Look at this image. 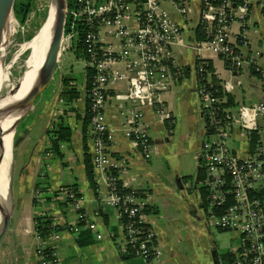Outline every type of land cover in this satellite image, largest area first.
Segmentation results:
<instances>
[{"label": "built area", "instance_id": "1", "mask_svg": "<svg viewBox=\"0 0 264 264\" xmlns=\"http://www.w3.org/2000/svg\"><path fill=\"white\" fill-rule=\"evenodd\" d=\"M199 2L200 21L198 31L194 32L200 31L203 39L190 40L187 29L175 20L166 3L174 6L188 22L193 13L192 0H73L72 6L67 0L61 56L69 50L76 51L81 42L85 69L93 72L87 89L90 113L87 136L92 143L99 199L117 210L123 229V237L118 240L121 252L131 253L145 264L159 260L163 251L156 230L143 219V212L150 205L149 192L122 183L123 165L110 151L113 131L106 111L112 84L128 83L126 90L114 94L118 103H131L122 112L125 116L122 130L144 157L150 159L157 147L145 108L152 107L164 120H171L163 95L184 74L177 60V48L192 49L200 60L206 52H211L235 70L251 64L257 72L264 73L256 58L248 59L243 51L250 44L245 35L247 16L256 4L264 11V0ZM235 21H239L243 30L238 32L237 39L232 29ZM197 70L205 120L198 161L205 173L202 185L207 190V218L211 225L239 234L238 247L232 250L225 264H264V199L259 196L264 180V92L258 103L231 108L227 106L223 87L219 84L222 94L215 88L217 84L210 79L205 62H200ZM236 128L251 144L244 155L231 142ZM255 134L259 137L253 145ZM35 195L41 201L44 193L37 190ZM56 195L66 196L77 210L79 222L84 221L82 198L74 186L62 187ZM51 221L52 230L45 239L37 232L39 264H63L57 250L60 233L55 229L59 220L51 217ZM79 222L72 225L76 233L82 227ZM87 226L98 239L103 237L96 223Z\"/></svg>", "mask_w": 264, "mask_h": 264}, {"label": "crops", "instance_id": "2", "mask_svg": "<svg viewBox=\"0 0 264 264\" xmlns=\"http://www.w3.org/2000/svg\"><path fill=\"white\" fill-rule=\"evenodd\" d=\"M192 3L193 13L188 22L170 3L166 6L175 20L187 29L188 38L200 40L199 32H194L199 27L200 2L192 0ZM232 29L237 39L238 32L243 31L239 21L233 23ZM245 35L250 43L243 49L245 57H255L256 64L264 67V11L258 4L247 16ZM176 56L184 74L163 95L171 120H164L152 107L145 108L146 120L151 123L150 130L157 146L155 157L146 159L141 149L123 133L125 116L122 112L131 103H118L114 94L126 90V81L115 82L110 89L106 111L108 125L113 131L110 151L123 165L122 183L128 188L147 189L151 196L143 219L156 230L157 242L163 251L161 258L153 264H225L232 250L238 247L239 234L234 238L236 245H218L216 239L220 232L215 231L222 229L210 224L207 210L205 212L202 207V203L206 205L201 190L204 171L199 167L198 152L204 137L205 120L198 94L199 57L188 48H177ZM202 58L212 62L226 97L231 99L229 107L262 101L264 73L257 72L253 65L244 64L235 70L221 56L211 52H206ZM64 77L70 78L71 84L81 92L71 105L60 98L61 91L69 88L63 83ZM41 103L38 104L42 108L39 116L46 118L45 133L31 146L33 125H29L22 137L21 191L14 201L9 229L0 243V264H39L38 216L58 218L60 239L57 250L63 264H145L143 259L121 252L118 240L123 237V229L117 210L101 203L97 186L92 184L86 171L85 159L92 150L90 139L85 138L89 126L84 127L89 105L86 71L81 80L67 74L58 78L49 97ZM58 122L67 124L72 131L71 140L60 143L62 157L50 149L49 131ZM231 142L242 155L251 148L237 128ZM39 182L42 184L37 188ZM69 186H74L82 198L83 222H79L78 212L66 196L56 195L62 187ZM37 190L44 193L41 201L36 199ZM181 216L190 223L188 231L196 234V239L190 243L184 241L183 229L178 222ZM77 222L82 225L78 233L72 230V225ZM92 222L102 233L101 239L87 226ZM204 236L209 240L208 248L198 242Z\"/></svg>", "mask_w": 264, "mask_h": 264}, {"label": "rangeland", "instance_id": "3", "mask_svg": "<svg viewBox=\"0 0 264 264\" xmlns=\"http://www.w3.org/2000/svg\"><path fill=\"white\" fill-rule=\"evenodd\" d=\"M35 2V9L30 13L29 21L22 24L15 14L12 15V21L9 26H7V32L5 33V40L3 46L2 57L3 61L2 64L9 67V79L11 82L18 81L26 70V62L28 56L30 54V50H22L21 44L25 43L26 41L33 38V36L38 32L44 21L48 18L50 5L52 0H34ZM16 19V20H13ZM29 35H32L30 39ZM19 52V53H18ZM19 54V55H18ZM13 62V63H12ZM1 64V65H2ZM85 63L82 58L78 59L75 55V52L69 50L62 54L61 61H59L57 70L54 74V77L50 83V85L38 96L36 99L33 107L29 111L28 115H26L18 124L16 132L13 137V163H12V170H11V194H12V209L14 208V201H17L18 195H20L21 191V177H20V170L23 166V156H22V137L25 135L27 131V127L29 125H33L30 129V136H32L31 146L35 144V142L40 140V138L45 133V117L39 116V112H42V108L39 107L38 104H42L41 102L49 97L51 89L55 86L58 82V78L63 77L64 74L71 75L77 77L81 80L84 76L85 72ZM20 76V77H19ZM6 89H4V92ZM8 105L0 107V112H4ZM11 106V105H10ZM9 106V107H10ZM7 107V108H9ZM38 107V108H37ZM1 119V118H0ZM1 121V120H0ZM17 133V135H16ZM150 134L154 141L153 133ZM16 137V138H15ZM264 142V136L262 138ZM16 143V145H15ZM234 145V144H233ZM155 149L152 153V158L156 155ZM264 185V180H263ZM29 195V194H27ZM16 205V204H15ZM179 226L183 229L184 241L189 242L192 239H196V234H192L191 231H188L190 227V223L186 220V217H180ZM216 230V228H213ZM218 234L216 242L218 245L223 243L228 244V246L236 245V241L234 238L238 236V232L234 231H223V230H216ZM187 238V239H186ZM198 242L204 244L206 248H208L209 240L206 236L201 237Z\"/></svg>", "mask_w": 264, "mask_h": 264}, {"label": "bare ground", "instance_id": "4", "mask_svg": "<svg viewBox=\"0 0 264 264\" xmlns=\"http://www.w3.org/2000/svg\"><path fill=\"white\" fill-rule=\"evenodd\" d=\"M11 21L12 16L8 18L7 26L10 25ZM52 32V25L47 18L33 38L21 44V49H29L30 54L25 61L26 70L18 81L11 82L8 74L9 67L3 64L0 66V107L11 105H9L10 107L7 106L9 108L6 107L4 112H0V228L5 224L6 216L11 213L12 209L10 182L14 153V124L19 116L18 106L37 82L39 71L46 58ZM4 89H6L5 92Z\"/></svg>", "mask_w": 264, "mask_h": 264}, {"label": "trees", "instance_id": "5", "mask_svg": "<svg viewBox=\"0 0 264 264\" xmlns=\"http://www.w3.org/2000/svg\"><path fill=\"white\" fill-rule=\"evenodd\" d=\"M69 6L73 5V0H68ZM35 9V2L34 0H16L15 4H14V14L15 16L18 18V20L24 24L25 22H27V19L30 16V13ZM68 25V23H67ZM199 39H203V37L200 34V31L198 33ZM32 37V35H29L30 39ZM84 47L83 44L81 42H79L78 44V48L75 51L76 55L78 58H82L85 56L84 54ZM205 62V68L207 70V73H209L210 75V79L213 81V83H216L217 86L215 87L216 89L218 88L219 90V94H222L221 91V87H220V82L217 79L215 73H214V67L213 64L210 60H200L198 59L197 61V67L199 65L200 62ZM86 75H87V89H90V82H91V78L93 75V72L89 69L86 68ZM206 74V71H205ZM71 79L68 77H64L63 78V83L66 86H69V88L64 89L61 91L60 93V98H62L64 100V103H66L67 105H71L73 104V102L75 100H77L80 97L81 92L79 91V89L74 85L71 84ZM228 98V102H227V106H229V103L231 101L230 97ZM72 109L74 107H71ZM87 113H86V118H85V129L86 126H89L90 124V113H89V105L87 107ZM86 131V130H85ZM72 137V131H71V127H69L67 124L63 123V122H58L55 123L54 127L49 131V139H50V149H52L57 155H59V157H62V152L60 150V143L64 142V141H70ZM87 134L85 135V138H87ZM258 135H254V141H253V145L255 144L256 140L258 139ZM16 138V137H15ZM16 145V143H15ZM85 167H86V171L87 174L92 182V184H94L95 186H97V183L94 179V167H93V163H92V158L91 155H87L86 159H85ZM202 169V168H201ZM203 170V169H202ZM201 170V171H202ZM204 171V170H203ZM205 177V173L201 179V181L204 180ZM42 184V182H39L37 184V188L40 187ZM202 190V195H204L205 197V201L207 198V190L204 186H202L201 188ZM259 196L264 199V189H262L259 192ZM149 208V207H148ZM148 208H146L145 210H147ZM36 229L39 235L42 236L43 239H45L48 235V233L51 232L52 230V221L51 218L48 216H38L36 217ZM56 230H59V226L57 225L55 227ZM232 256V254H231ZM231 256H229V258H231Z\"/></svg>", "mask_w": 264, "mask_h": 264}, {"label": "water", "instance_id": "6", "mask_svg": "<svg viewBox=\"0 0 264 264\" xmlns=\"http://www.w3.org/2000/svg\"><path fill=\"white\" fill-rule=\"evenodd\" d=\"M16 0H0V66L3 61L2 52L7 31L8 18L14 14ZM67 0H52L48 20L52 25V36L47 50L45 61L39 71L36 84L20 101L19 116L14 124L16 132L19 122L28 115L38 96L50 85L57 70L61 57V42L66 22ZM157 147V146H156ZM11 213L6 216L3 227L0 228V243L9 229Z\"/></svg>", "mask_w": 264, "mask_h": 264}, {"label": "flooded vegetation", "instance_id": "7", "mask_svg": "<svg viewBox=\"0 0 264 264\" xmlns=\"http://www.w3.org/2000/svg\"><path fill=\"white\" fill-rule=\"evenodd\" d=\"M202 207H203V209H204L205 212H206V205H205V203H202Z\"/></svg>", "mask_w": 264, "mask_h": 264}]
</instances>
